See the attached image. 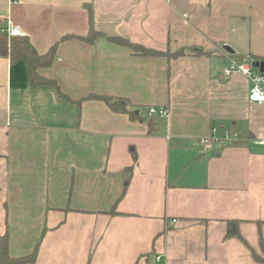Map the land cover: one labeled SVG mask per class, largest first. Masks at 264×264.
Instances as JSON below:
<instances>
[{
    "label": "crops",
    "instance_id": "crops-1",
    "mask_svg": "<svg viewBox=\"0 0 264 264\" xmlns=\"http://www.w3.org/2000/svg\"><path fill=\"white\" fill-rule=\"evenodd\" d=\"M8 20L38 54L55 45L38 73L72 100L31 87L22 61L0 55V236L10 257L264 264L254 259L264 256V106L248 100V76L223 72L232 59L251 71L264 62V0H0V29ZM90 27L103 35L87 41ZM89 94L123 98L137 117ZM151 106L168 116H150ZM212 128L237 139L201 147ZM228 220L240 238L225 236Z\"/></svg>",
    "mask_w": 264,
    "mask_h": 264
},
{
    "label": "trees",
    "instance_id": "trees-1",
    "mask_svg": "<svg viewBox=\"0 0 264 264\" xmlns=\"http://www.w3.org/2000/svg\"><path fill=\"white\" fill-rule=\"evenodd\" d=\"M103 35L96 32L92 27L88 34L85 36L87 41H92L93 38ZM107 39L115 43L128 46L134 53L140 55H159L160 52L147 49L139 44L130 42L129 40L116 36H107ZM184 51L180 50L172 55H181ZM0 55L9 56L10 61H22L24 70L26 73V79L31 87L37 86H51L56 89L58 96L62 99L72 101L66 94H64L56 82L52 79L43 77L38 73V69L41 67L50 66L55 58V45L51 46L45 54H38L29 39L24 36H13L8 38L5 33L0 32ZM84 99H99L104 101L108 107L114 112H127L131 118H136L137 115L133 111H128L125 107L126 100L123 98H117L107 95L89 94ZM226 237H238L240 238L238 231V221L228 220L226 222ZM260 245L263 247L262 238L260 237ZM264 250V249H263ZM36 250L30 254L21 257H10L8 255V237L7 234L0 236V264H31L35 261ZM254 259L258 262L264 263V256L261 258L254 254Z\"/></svg>",
    "mask_w": 264,
    "mask_h": 264
},
{
    "label": "built area",
    "instance_id": "built-area-1",
    "mask_svg": "<svg viewBox=\"0 0 264 264\" xmlns=\"http://www.w3.org/2000/svg\"><path fill=\"white\" fill-rule=\"evenodd\" d=\"M0 32L5 33L8 38L13 36H26V33L11 20L7 21L6 26L1 28ZM223 72L227 75L232 72H239L248 76L250 78V87L247 93L248 100L264 106V72L253 73L249 65L242 64L234 59L230 61L229 66H227ZM148 113L150 116L155 114L162 117L168 116V111L163 106H151L148 108ZM235 139H237V136L231 131L225 130L222 135H217L216 130L212 128L207 136L199 139L198 144L203 148H207L212 145H219L222 141L230 142ZM259 143L264 144V140H260ZM155 259L158 262L160 260V256H157Z\"/></svg>",
    "mask_w": 264,
    "mask_h": 264
},
{
    "label": "water",
    "instance_id": "water-1",
    "mask_svg": "<svg viewBox=\"0 0 264 264\" xmlns=\"http://www.w3.org/2000/svg\"><path fill=\"white\" fill-rule=\"evenodd\" d=\"M224 49L229 52H232V50L226 45L224 46ZM253 66L255 68H258L259 72H264V62H260V61L254 62ZM151 122H152V119H149L148 124L150 125Z\"/></svg>",
    "mask_w": 264,
    "mask_h": 264
},
{
    "label": "rangeland",
    "instance_id": "rangeland-1",
    "mask_svg": "<svg viewBox=\"0 0 264 264\" xmlns=\"http://www.w3.org/2000/svg\"><path fill=\"white\" fill-rule=\"evenodd\" d=\"M257 71H258L257 68L252 67V72H257Z\"/></svg>",
    "mask_w": 264,
    "mask_h": 264
}]
</instances>
